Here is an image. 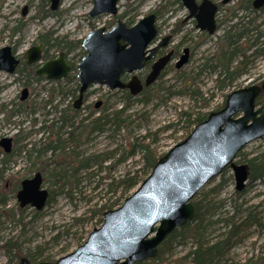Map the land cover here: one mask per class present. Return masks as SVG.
Returning <instances> with one entry per match:
<instances>
[{"label": "rangeland", "instance_id": "1", "mask_svg": "<svg viewBox=\"0 0 264 264\" xmlns=\"http://www.w3.org/2000/svg\"><path fill=\"white\" fill-rule=\"evenodd\" d=\"M167 1H170L171 6L159 18L161 34H163V31L166 32L178 18L183 19L185 16V10L182 8L177 9L175 0ZM162 2L163 0H120L118 8L119 12L128 10L130 13L128 17L136 15L139 18L150 8H156ZM45 3L46 1L43 2L44 5L42 6L40 0H0V47L6 45L14 47L16 56L22 58V53L28 47L38 43V36L46 34L52 39L51 45L56 40L61 46H64L63 50H59L55 45L50 47L48 49L49 57H55L60 51L65 52L72 43L73 47L70 49L67 59L77 63L81 49L79 45L75 46L74 42L84 38L93 28L107 27V24L113 21L109 15L90 18L88 12L92 8V0H61L58 8L50 15L46 12L49 2ZM24 6H26L27 13L22 16L21 9ZM217 18L220 24L212 35L202 33L195 29L192 23H188L182 32L171 39V44L176 45L181 41L182 36L187 33L189 34L187 39L178 50L181 52L186 46H192L193 49L189 53L187 62L180 68L174 67V62L178 59V56L166 67L161 79L154 84L158 83L161 90L156 97L151 98L143 109L147 112L148 120L146 123L144 120L139 121L138 127L134 128L135 133L141 134L147 129L154 131L168 126L156 144L161 152H166L179 142L180 137L185 134V123L184 120L180 119L179 113L188 108L198 110L200 106L199 98H204L208 102L207 107L201 109V111L210 112L214 107L222 104L224 94L252 83L260 84L264 79V53L253 56L250 55L251 50L248 48L246 53L250 57L247 59L252 62L246 66L245 73L235 80L230 87L219 89L214 84L215 73L210 71L209 65H204L206 63L204 60L208 54L214 51L217 38L227 30L232 29L233 24L240 23L241 30L246 28L249 35L252 36H255L256 32H260L258 45L264 48V10L247 13L241 10L239 0H232L220 7ZM164 22L165 25H163ZM238 31L237 28L233 30V32ZM250 40L253 41V39ZM38 65L39 63L35 64V68ZM24 78L19 72L6 73L0 71V107L4 106L6 110H16L14 116L8 121L5 120V115L0 113V138L11 136L13 139L15 137L17 139L16 157H13L7 165L4 177H7V174H11L18 168L22 171L28 167L29 161L22 146L27 144L26 142L38 143L39 140H42L44 136L39 131L40 126L44 125L45 121L49 122L57 118V112L74 101L70 96L63 98L60 93L51 94L49 88H54L56 84L44 80L30 81L28 98L19 101L20 91L24 87ZM116 91H109L106 86H91L87 90L86 98L80 107L81 116H85L89 111H93L95 115L98 111H96L97 109L94 108L93 104L104 98L105 95L112 97L111 103L114 102L120 106L121 102L118 101L120 94ZM47 100H50V102L45 105ZM18 105H24L21 108H25L20 109L17 107ZM141 109L142 106L134 105L129 112H138ZM124 138L125 134L123 132L118 135L112 132L98 134L84 150L92 154L100 152H110L112 154L111 150L120 145ZM263 150L264 136L246 144L242 152L250 155ZM110 161H113V159ZM141 166L142 161L139 155L119 162L109 174L105 172V169L93 165L89 169L92 172L90 179L85 178V171H81L80 176L78 175L81 178V193L73 190L70 194H65L58 191L57 187L44 184L45 188L57 193L54 196V201L46 205L39 214H35V210L31 207L21 208L22 211L20 212L15 193L11 194L7 188H4L8 192L4 198V203H0V246L8 240L17 239L22 254L33 250L35 246H40L45 249V254L53 256L55 259L72 251L77 246L73 241L74 235H79L83 228L89 232L100 225L96 223L97 217L87 220L90 217L91 208L113 198L111 192L107 190L108 176L118 177L124 174L126 170H138ZM15 178V176L8 177L7 181L10 184ZM222 178H229L230 180L216 194L211 195L215 204H222L223 206L219 209L221 218L232 215L236 208L241 211L262 202L264 198V179L252 182L236 194L233 171L230 167L211 179L201 188L193 200L207 193ZM78 216L85 218L83 224L74 221V218ZM65 228L69 229L66 234H64ZM209 230L207 229V232ZM222 232L223 227L220 223L215 226L211 237L215 239ZM57 233L60 234V237L53 240ZM67 243L72 245L69 250L56 255L58 249ZM192 243L191 239L183 240L182 243H175L173 250L167 254V258L173 261V259L184 256L192 248ZM259 256L264 257V228L261 231L253 230L242 244L233 247L225 264H238ZM8 262L7 255L0 248V264H7ZM9 264L18 263L13 258Z\"/></svg>", "mask_w": 264, "mask_h": 264}, {"label": "water", "instance_id": "2", "mask_svg": "<svg viewBox=\"0 0 264 264\" xmlns=\"http://www.w3.org/2000/svg\"><path fill=\"white\" fill-rule=\"evenodd\" d=\"M50 1L52 9L60 3V0ZM228 1L231 0H222V3ZM183 2L191 9L190 16L194 15L196 28L213 34L217 5L210 0H202L195 13L193 0ZM116 3L117 0H93L89 16L100 13L114 15ZM263 5L264 0H253L255 8ZM26 13L24 6L22 15ZM156 35L154 13L141 17L132 26L118 20L109 29L102 26L90 30L82 39L85 54L75 65L79 88L74 109L80 107L84 92L92 85L106 86L109 90L128 88L132 95L139 93L142 83L137 75H132L127 81L121 80V75L144 68L155 51L167 44L169 36L151 46ZM42 48V45L27 48L23 53L25 62H41L34 71L37 76H45L49 80L64 78L70 71L65 52L42 61ZM170 55L171 52L152 64L144 79L145 86L157 79ZM187 56L188 49H185L176 63L177 68L187 61ZM18 62L11 46L0 47V71L13 73ZM261 90H264V79L261 85L250 84L229 92L223 107L211 111L183 140L168 149L120 206L103 212L101 225L93 228L82 244L53 262L36 264H133L155 257L157 247L167 234L193 219L195 213L191 200L224 168L232 167L235 189H244L246 168L233 162L246 144L264 136V104L255 105ZM27 92L24 88L20 99H25ZM100 102L95 103V108ZM11 142V137H2L0 146L9 152ZM47 196L48 191L42 186L39 173L23 179L16 194L19 206L29 205L36 210L45 206ZM18 264L31 263L23 257Z\"/></svg>", "mask_w": 264, "mask_h": 264}, {"label": "trees", "instance_id": "3", "mask_svg": "<svg viewBox=\"0 0 264 264\" xmlns=\"http://www.w3.org/2000/svg\"><path fill=\"white\" fill-rule=\"evenodd\" d=\"M45 1V4H47V0H40V4L43 6ZM47 13L50 12L48 11ZM253 13L256 12L253 11ZM131 18V21L134 20V17ZM126 23L127 25L130 24L129 22ZM179 23L178 21L176 24L178 27L175 31L179 29ZM231 28L217 38L214 51L208 54L204 60L206 61L204 65H209L210 71L215 73L214 84L219 89L232 86L234 81L245 73L246 66L252 62L247 59L250 57L246 53L248 48L251 50L250 55L252 54L253 56L264 53V48L258 45L260 32H256L255 36L249 35V31L246 28L241 30L240 23L233 24ZM236 28L239 31L233 32ZM250 39H253V41L251 42ZM38 40L44 46H47L42 55L44 59L49 57L48 49L50 47L55 45L59 50L64 49V46H61L56 40L51 45L52 39L49 35L40 34ZM74 44L75 46L79 45L81 49L80 55H78L79 61L85 52L81 47V41H76ZM72 47L73 44L70 43V47L65 50L67 56ZM69 64V73L64 79L54 82L56 85L54 88H49V92L51 94L60 93L63 98L70 96L74 100L77 97L79 84L76 78L75 63L69 61ZM15 72H19L25 77L23 81L24 87H28L30 81L45 80L44 77L36 76L34 70L26 67L16 69ZM162 75L163 73L157 80L161 79ZM155 82L151 86L142 89L137 95H132L125 89L117 90L116 92L120 94L118 98V101L121 102L120 106L114 102L111 103L112 97L105 95L101 99V105L97 108L96 111L98 112L95 115L93 111H89L85 116H81L80 109L75 110L72 103L66 108L59 110L57 118L49 122L45 121V124L40 126L39 131L44 136L42 140H39L38 143L26 142L27 144L22 146L23 151L27 154L29 165L26 169L20 171L12 185L5 186L7 178L0 176V203H4V196L8 191L11 193L17 191L22 178L30 177L36 172L41 174L44 184H48L50 187H57L61 193L70 194L73 190L81 193V178L79 177L81 171H85V178L90 179L92 172L89 169L94 165L97 168L105 169V172L109 174L119 162L139 155L142 166L138 170H126L124 174L118 177L108 176L107 190L111 192L113 198L100 205H94L90 210V217L87 219L92 220L97 217L96 223L100 224L103 212L118 206L148 175L154 164L164 153L158 149L156 144L168 126L154 131L147 129L141 134L134 132V128L138 127L139 121L144 120L146 123L148 120L147 112L143 109L151 98L156 97L161 90L158 83L154 85ZM226 95L227 93L223 96L222 104L212 110H217L224 105ZM198 101H200L198 110L188 108L179 113L180 119L184 120L186 130L179 140L183 139L193 126L204 120L209 113L201 111V109L207 107V100L199 98ZM49 102L50 100H47L45 105ZM23 104L25 105L26 103ZM262 104H264V90H261L255 99V105ZM24 105H18L17 107L23 109L25 107H21ZM134 105H140L142 109L138 112H129ZM54 109L56 110L57 108L55 107ZM15 111L6 110L4 106L0 107V113L5 115L4 118L7 121L14 116ZM106 132H112L117 135L121 134V132L125 134L123 142L111 150L112 154L110 152L92 154L84 150L96 135ZM15 143H17V139H15ZM242 150L237 154L235 163L245 166L248 184L263 180L264 150L250 155L243 153ZM12 154L13 151L10 154H4L2 162H5ZM116 155L117 157L115 158ZM111 159L113 161H110ZM228 180L230 179L222 178L207 193L202 194L196 200H192L195 213L193 219L168 233L158 246L155 257L137 261L133 264H225V261H228L227 256L233 247L242 244L253 230L261 231L264 228V198L256 206L248 207L241 211L236 208L232 215L221 218L219 209L223 206L222 204H215L211 195L216 194ZM4 188H7L8 191H5ZM48 193L46 205L54 201V196L57 192L48 189ZM235 193L238 194V192ZM19 211L21 212L22 209L19 208ZM39 212L40 210H35V214H39ZM74 221L83 224L85 218L78 216L74 218ZM220 223L224 233H220L218 237L213 239L211 235L215 230V226ZM207 229H210L209 232H207ZM68 232L69 229L65 228L64 234ZM87 232L83 228L79 235H74V244L79 245L85 239ZM59 237L60 234L57 233L53 240H57ZM186 239L192 240V248L180 258L173 259V261L168 259L167 254L173 250V245L182 243ZM70 246H72L70 243L62 246L58 249L56 255L67 252ZM0 248L4 250L9 262L14 258L18 263L22 257H26L32 264L40 261L55 260L53 256L45 254V249L40 246H35L33 250L22 254L20 243L17 239L6 241ZM238 264H264V257L250 258Z\"/></svg>", "mask_w": 264, "mask_h": 264}, {"label": "flooded vegetation", "instance_id": "4", "mask_svg": "<svg viewBox=\"0 0 264 264\" xmlns=\"http://www.w3.org/2000/svg\"><path fill=\"white\" fill-rule=\"evenodd\" d=\"M119 1L120 0H117V3H116V6H117V12H116V14H114V15H111V14H108V13H100V14H98V15H96V16H94V17H90L89 16V12H88V16L90 17V18H98L99 16H102V15H109L110 17H111V19L113 20L112 22H109L107 25V27H105V26H103V27H105L106 29H109V28H111L112 26H114L115 24H117V21L118 20H121L123 23H125V25L126 26H132L135 22H137L141 17H143V16H145V15H147V14H150V13H154L155 15H156V26H157V36H156V38H155V40L151 43V46H154V45H156V44H158L164 37H166V36H169V40H168V42H167V44L166 45H163V46H161V47H159L156 51H155V53L153 54V56H152V58L148 61V63L144 66V68H142L141 70H139V71H137V72H134V73H131V74H129V73H125V74H123V75H121V80H123V81H127V80H129L130 78H131V76L132 75H134V74H136L137 75V77L139 78V80L141 81V83H142V89H144V88H146V87H149V86H151L153 83H151L150 85H148V86H145L144 85V79H145V77L150 73V71H151V66H152V64L155 62V61H157L159 58H161V57H163V56H165L167 53H169V52H171V55H170V58H169V61L166 63V65L162 68V70L160 71V73H159V75H158V77L162 74V73H164V71H165V69H166V67L171 63V61L174 59V58H176L177 56H178V59H176L175 60V62H174V67L175 68H177L176 67V63L178 62V60L181 58V56L184 54V50L185 49H188V56H187V60H188V57H189V53H190V51H191V49H193L192 48V46H190V47H188V46H186V47H184L183 49H182V51L180 52L178 49L180 48V46L181 45H183L182 43L187 39V37H188V35L189 34H184L183 36H182V38H181V41L178 43V44H176V45H172L171 44V39L172 38H174L178 33H180V32H182L183 30H184V27L188 24V23H192L193 25H194V27H195V29H197L196 28V20H195V17H194V15H191L190 16V14H191V9H189V7H187L185 4H184V2H183V0H175L174 2H175V5H176V7H177V9H184L185 10V16H184V18L183 19H180V18H178V20H176L172 25H171V27L165 32V31H163V34H161V22H160V20H159V18L161 17V15L162 14H164L165 12H167L168 11V9L170 8V6H171V4L169 3L170 1H167V0H163V2L162 3H159L158 4V6L156 7V8H150L144 15H141V17H139V18H137V16L136 15H132V16H130V17H128V15L130 14L129 13V11L128 10H124L123 12H119V8H118V3H119ZM172 1V0H171ZM210 1H212L213 3H215L216 5H217V11H216V13H215V24H216V28L219 26V24H220V21H218V18H217V12H218V10H220V7L224 4V3H222V0H210ZM240 1V8H241V10H243V11H245V12H247V13H249V11L250 12H259L262 8H264V5L262 6V7H260V8H255L254 6H253V0H239ZM47 2H49V6H48V8H47V10L50 12V13H48L49 15L50 14H53L54 13V11L58 8H56V9H52L51 8V1L50 0H47ZM201 2H202V0H193V5H194V7H195V9H194V12L195 13H197L198 12V5H200L201 4ZM60 4V3H59ZM59 6V5H58ZM92 6H93V0H92ZM23 9V8H22ZM22 9H21V15H22ZM46 10V11H47ZM91 10V9H90ZM89 10V11H90ZM264 10V9H263ZM47 11V12H48ZM119 12V13H118ZM173 12V11H172ZM171 12V13H172ZM22 16H24V15H22ZM128 17V18H127ZM131 17H134V20H132L131 21ZM180 22L179 23V29L177 30V31H175L176 30V28L178 27L176 24H177V22ZM126 22H129L130 24L129 25H127V23ZM111 23V24H110ZM163 25H165V22H164V24ZM99 27H102V26H99ZM96 28V27H95ZM198 31H200V30H198ZM200 32H202V33H206L207 34V32L206 31H200ZM83 39V38H82ZM82 39H79V40H77V41H81V47H82ZM36 45H42V55H43V53H44V50H45V47H47V46H44L39 40H38V43L36 44ZM31 46H33V45H31ZM13 48V47H12ZM29 48V47H28ZM83 48V47H82ZM27 50V49H26ZM25 50V51H26ZM12 51H13V53L14 54H16L15 52H14V49H12ZM24 51V52H25ZM23 52V53H24ZM60 52H64V51H60ZM59 52V53H60ZM84 52H85V50H84ZM180 52V53H179ZM23 53H22V58H20V56H16V58H18L19 59V62H18V65L16 66V69H18L19 67H26V68H28V69H30V70H34L35 69V64H36V62H34V63H26L25 62V59L23 58ZM58 53V54H59ZM66 54V53H65ZM41 55V56H42ZM48 56H49V54H48ZM68 57V56H67ZM50 58H54V57H48V58H46L45 60H47V59H50ZM68 60V59H67ZM69 61V60H68ZM187 62V61H186ZM185 62V63H186ZM184 63V64H185ZM183 65V64H182ZM181 65V66H182ZM180 66V67H181ZM180 67H178V68H180ZM15 69V70H16ZM157 77V78H158ZM44 81H48V82H56V81H53V80H44ZM118 89H120V88H118ZM125 90H127L128 92H129V89L128 88H124ZM124 89H121V90H124ZM141 89V90H142ZM88 90V89H87ZM87 90L84 92V97H83V101H84V99L86 98V95H87ZM140 90V91H141ZM77 93H78V91H77ZM28 98V95H27V97L25 98V99H20V95H19V101H24V100H26ZM76 99V98H75ZM75 99H74V101H75ZM74 101H73V103H74ZM83 101H82V103L81 104H83ZM97 102V101H96ZM96 102H94V104L93 105H95V103ZM72 103V104H73ZM2 137H5V136H2ZM9 137H11V136H9ZM12 138V137H11ZM15 139L16 138H12V142H11V150L9 151V152H5L3 149H2V147L0 146V171L2 172L1 173V175L0 176H3L4 177V175H5V171H6V167H7V165L10 163V161H12V159H13V157H16L15 155H16V153H17V149H16V145H17V143H15ZM13 151V154L5 161V162H2V159L4 158V154H10V152H12ZM18 174H20V168H18L16 171H14V172H12L11 174H7V177L6 178H8V177H17V175ZM13 183V182H12ZM12 183H10L9 184V182L7 181L6 183H5V186H10V185H12ZM20 184H21V180H20ZM19 187H20V185H19ZM19 189V188H18ZM17 189V190H18ZM11 193V192H10ZM15 193V192H14ZM13 193V194H14ZM12 194V193H11ZM5 196H6V194H5ZM5 196H4V198H5ZM27 206H25V207H22V208H26ZM20 208V207H19ZM185 264V263H184Z\"/></svg>", "mask_w": 264, "mask_h": 264}]
</instances>
